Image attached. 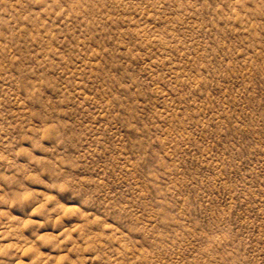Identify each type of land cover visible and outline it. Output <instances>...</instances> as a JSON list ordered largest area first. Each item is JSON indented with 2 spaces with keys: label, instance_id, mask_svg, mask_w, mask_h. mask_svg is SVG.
I'll use <instances>...</instances> for the list:
<instances>
[{
  "label": "rangeland",
  "instance_id": "rangeland-1",
  "mask_svg": "<svg viewBox=\"0 0 264 264\" xmlns=\"http://www.w3.org/2000/svg\"><path fill=\"white\" fill-rule=\"evenodd\" d=\"M0 264H264V0H0Z\"/></svg>",
  "mask_w": 264,
  "mask_h": 264
}]
</instances>
